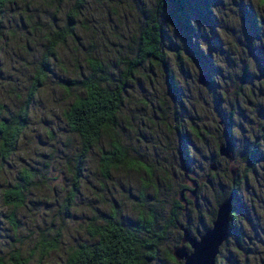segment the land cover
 <instances>
[{"label":"clouds","instance_id":"clouds-1","mask_svg":"<svg viewBox=\"0 0 264 264\" xmlns=\"http://www.w3.org/2000/svg\"><path fill=\"white\" fill-rule=\"evenodd\" d=\"M205 2L0 0V264H192L230 202L203 264H264V0Z\"/></svg>","mask_w":264,"mask_h":264},{"label":"rangeland","instance_id":"rangeland-1","mask_svg":"<svg viewBox=\"0 0 264 264\" xmlns=\"http://www.w3.org/2000/svg\"><path fill=\"white\" fill-rule=\"evenodd\" d=\"M166 19L171 20L177 27L178 34H181L184 39L187 41V37L192 35V30H184L179 27L174 11L172 9V5L170 2L167 1L166 3ZM189 18H195L198 20V22H210L209 21V14L207 13V4L205 0H190L189 3ZM246 23H248L246 21ZM250 23V31L252 34H254V24L249 21ZM213 45L215 47H219L218 42L213 40ZM196 55L198 62L201 64V66L204 69V73L207 74L208 76L210 75L211 72L215 71V69L212 68L210 61L207 60L205 57H201L198 52H195L194 49H191ZM247 79V76L245 77ZM210 85V83H209ZM211 86V85H210ZM233 206L235 207V203L232 202Z\"/></svg>","mask_w":264,"mask_h":264},{"label":"trees","instance_id":"trees-1","mask_svg":"<svg viewBox=\"0 0 264 264\" xmlns=\"http://www.w3.org/2000/svg\"><path fill=\"white\" fill-rule=\"evenodd\" d=\"M171 3L172 9L174 11L177 23L180 28L184 30H190L191 28L188 25L189 18V3L190 0H167ZM160 44V33H159V25L155 26V30H152L147 34L143 39V45L141 48V55L151 54L155 55L157 59L160 58L159 53L155 51L157 46ZM207 79L208 75L205 74ZM208 80V84H209ZM173 92L175 94L176 89L175 86H173ZM9 196H14V193H9Z\"/></svg>","mask_w":264,"mask_h":264},{"label":"water","instance_id":"water-1","mask_svg":"<svg viewBox=\"0 0 264 264\" xmlns=\"http://www.w3.org/2000/svg\"><path fill=\"white\" fill-rule=\"evenodd\" d=\"M204 82L208 83L206 75H204ZM231 208L232 202L226 203L224 205V208L220 213L221 222L217 225V231L215 233H209V236L205 239L203 244L195 245L197 248V254L192 258V264H203L206 258H210L211 253L214 250V245L217 241V238L227 228V214ZM193 244H195V241H193Z\"/></svg>","mask_w":264,"mask_h":264},{"label":"flooded vegetation","instance_id":"flooded-vegetation-1","mask_svg":"<svg viewBox=\"0 0 264 264\" xmlns=\"http://www.w3.org/2000/svg\"><path fill=\"white\" fill-rule=\"evenodd\" d=\"M208 80H209V78H208ZM209 82H210V80H209ZM257 158H258V153L253 152V153H252V159L255 160V159H257ZM232 208H234L233 204H232Z\"/></svg>","mask_w":264,"mask_h":264}]
</instances>
